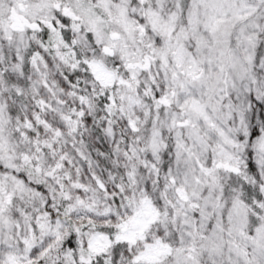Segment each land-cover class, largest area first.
Returning <instances> with one entry per match:
<instances>
[{
    "label": "snow or ice",
    "instance_id": "6c2138e0",
    "mask_svg": "<svg viewBox=\"0 0 264 264\" xmlns=\"http://www.w3.org/2000/svg\"><path fill=\"white\" fill-rule=\"evenodd\" d=\"M0 264H264V0H0Z\"/></svg>",
    "mask_w": 264,
    "mask_h": 264
}]
</instances>
